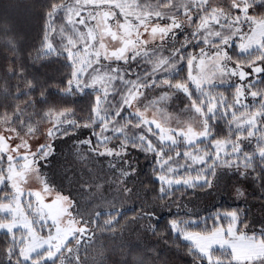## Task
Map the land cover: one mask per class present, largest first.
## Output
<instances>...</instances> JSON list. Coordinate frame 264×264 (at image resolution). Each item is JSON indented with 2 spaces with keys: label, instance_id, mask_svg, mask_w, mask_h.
<instances>
[{
  "label": "snow or ice",
  "instance_id": "1",
  "mask_svg": "<svg viewBox=\"0 0 264 264\" xmlns=\"http://www.w3.org/2000/svg\"><path fill=\"white\" fill-rule=\"evenodd\" d=\"M42 8L37 59L41 66L62 59L71 69L61 81L67 91H49L44 100L55 95L71 110L49 118L34 143H16L18 133L0 150V264H88L101 218L107 217L103 228L109 231L123 211L113 201L104 211L95 205L97 170L87 163L90 157L105 159L122 177L117 198L141 201L130 221L135 246L142 234L170 239L165 249L143 245L157 258L154 264H264V35L255 39L264 33V0L235 5L234 19L188 16L185 24L169 18L151 40L138 33L134 44L106 48L85 39L62 50L50 31L56 17L63 12L66 23L82 28L91 21L75 15L79 5ZM129 61L147 70L134 73ZM249 96L259 111L245 120L237 109L248 108L243 102ZM186 114L198 118L199 127L180 123ZM39 132L29 126L26 135ZM245 140L252 150L246 151ZM133 154L147 167H134ZM73 164L81 165L79 175ZM129 182L140 188L134 192ZM219 191L232 204L222 207Z\"/></svg>",
  "mask_w": 264,
  "mask_h": 264
},
{
  "label": "trees",
  "instance_id": "2",
  "mask_svg": "<svg viewBox=\"0 0 264 264\" xmlns=\"http://www.w3.org/2000/svg\"><path fill=\"white\" fill-rule=\"evenodd\" d=\"M248 1L250 3L254 2V0ZM45 3L53 4L56 7L61 5L67 7L72 4L70 0H0V115H11L19 109L29 114L31 121L34 118L41 123L47 120L50 113L71 110V105L63 106L55 95L48 96L44 100L49 91H67L61 81L67 73L71 72V69L64 66L62 59H54L51 63H45L43 66H41V61L37 59L34 46H38V37L45 24L44 13L46 10L42 8ZM136 3L138 9L147 13L150 17L157 15L156 18L161 17L166 20L175 18L180 21L188 14L194 13L196 8V5L190 0H136ZM208 11V9H203L195 19L199 21L203 18V14ZM259 18L261 17L258 16L257 19ZM66 19L65 13L62 12L56 17L52 29H50V31L54 30L55 32L53 39L58 50H62L69 42L73 47L79 43L74 35H70V24L65 22ZM53 55L55 54L53 53ZM127 67L134 73L140 72L143 74L148 66L143 63L132 64L129 61ZM229 103H231V100ZM247 105L248 108L240 107L237 109L238 114L243 119L253 118L259 111L258 103L252 102ZM23 106L25 110L22 109ZM40 113L46 118L41 119ZM261 127H264V125H261ZM244 144L246 151L252 150V145L247 140L244 141ZM96 158H90L87 163L97 170L92 179L96 180L97 184L99 181V185H103L104 192L97 198H104V201L100 200L101 203H98L102 205L100 207L101 211H104L107 208L106 206L110 205L107 194H104L112 183V181L109 183L108 176L113 170L102 165L100 160ZM134 158H136L135 166L147 167L148 162L143 156L135 155ZM92 164H98V166ZM256 166L259 169L258 161ZM85 177H88L86 170ZM139 179H143V176ZM132 187L135 192L140 188V185L136 184L134 186L132 184ZM117 192L118 190H115L113 193L116 196L112 200L114 203L126 202L132 205L122 211L112 230H104L103 223L107 217L101 218V226L96 228V243L87 250L88 264H120L123 259L122 253L127 254L126 264H154L157 258L152 256L150 252L145 251L143 245L145 243L158 244L161 249H165L171 243L170 239L168 241L158 240L154 236L142 234L139 241L140 246L136 247L137 229L130 226V221L134 214L139 213L141 201L135 200L134 197L127 200L123 196L117 198ZM140 195L141 200H143V193L141 192ZM216 199L222 207H228L232 204V202L224 200L225 198L216 197ZM150 203L152 201L149 198L148 204ZM125 225H129V227H124ZM113 231L115 232L114 236L112 235ZM121 243L134 246L129 250L128 248H121ZM0 252H3V238H0ZM84 255L85 252L82 249L81 256Z\"/></svg>",
  "mask_w": 264,
  "mask_h": 264
},
{
  "label": "rangeland",
  "instance_id": "3",
  "mask_svg": "<svg viewBox=\"0 0 264 264\" xmlns=\"http://www.w3.org/2000/svg\"><path fill=\"white\" fill-rule=\"evenodd\" d=\"M71 5H79L78 10L75 12L76 16H83V20L85 22L91 21L90 24H86L85 27H80L79 24L73 25L70 24L69 31L70 35H74L76 40L79 42L78 44L83 45L85 39L88 44H91L93 40L97 42V45H103L106 48L118 47L120 42H128L129 44L136 43L140 37L137 35L138 33L147 35L143 36L145 40H151L153 35V30L159 29L161 24H167L168 20L165 18H156L157 15H153L150 17L147 13L142 12L138 9L136 0H70ZM195 5V12L188 14L185 18L180 20L182 23H187L188 16H192L196 18L200 11L203 9H208L209 11L203 14V19H207L209 17H220L221 20L224 19L225 16H229L231 18H235V13L233 11L235 5H240L241 7L251 5L248 0H190ZM260 19V18H259ZM245 29H247V25H245ZM187 31V28H185ZM264 35V33L258 32L255 36V39L258 41L260 36ZM160 41L157 39V44ZM103 50V49H101ZM254 102L252 97L249 96L246 101L243 103L251 104ZM22 109L25 110L24 106ZM64 112V111H63ZM59 113H50L47 117V120L44 122H38L33 118L31 124H29V120L31 116L27 113H24L22 110H15L11 115L2 114L0 115V150L6 146V139L9 136L17 138V134L19 133L18 138L15 140L16 143H20L22 140H30L33 143L36 139L41 138L44 132L47 131L49 127V118L59 115ZM254 118V117H253ZM253 118H244L245 120H251ZM21 121L24 123V127H21ZM190 123L192 127H199V119L194 117L192 114H186L182 116L180 123ZM173 126L177 125V121L173 119L171 121ZM36 128L39 127L40 132L35 136H27L26 132L28 127ZM70 141H66L65 144L60 145L61 151L66 152L68 146H70ZM58 160H63L61 152H58ZM135 154L128 157V160L135 167ZM92 158V157H90ZM89 158V159H90ZM96 159L100 160L102 165L107 166L105 159L97 157ZM90 161V160H89ZM93 161V160H91ZM91 165V164H90ZM93 165V164H92ZM98 166V164H95ZM93 165V166H95ZM73 171L79 175V171L81 169V165L73 164ZM117 169L121 167L119 163L116 165ZM108 168V167H107ZM113 172L108 176L112 183L110 184L108 191L105 192L104 195L107 194V198L109 201H112L116 196L113 194L115 190L120 192L124 189V184L120 181L122 177L117 172L116 169H111ZM85 176V172H84ZM96 181V180H95ZM31 182H35V178H32ZM97 184V183H96ZM97 186V197L104 192H101L99 181ZM128 187H132V182H129ZM216 197L225 198L227 202H232L229 200L228 193L226 191H219L215 194ZM94 203L98 205L99 208L102 205L101 201H104V198H97ZM101 200V201H100ZM140 203V202H138ZM106 205V204H105ZM115 208L128 209L132 204L126 202H115ZM108 205L106 207H110ZM147 206H151V203ZM105 207V206H104ZM133 207V206H132ZM75 211V209L73 210Z\"/></svg>",
  "mask_w": 264,
  "mask_h": 264
}]
</instances>
